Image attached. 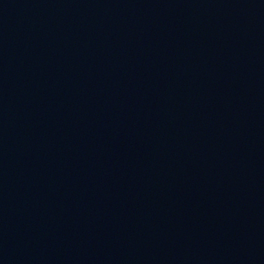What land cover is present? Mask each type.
Wrapping results in <instances>:
<instances>
[{"label": "water", "instance_id": "obj_1", "mask_svg": "<svg viewBox=\"0 0 264 264\" xmlns=\"http://www.w3.org/2000/svg\"><path fill=\"white\" fill-rule=\"evenodd\" d=\"M264 190V0H0V264H124Z\"/></svg>", "mask_w": 264, "mask_h": 264}]
</instances>
